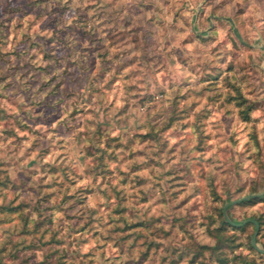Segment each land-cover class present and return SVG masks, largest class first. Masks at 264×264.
<instances>
[{
    "label": "rangeland",
    "instance_id": "1",
    "mask_svg": "<svg viewBox=\"0 0 264 264\" xmlns=\"http://www.w3.org/2000/svg\"><path fill=\"white\" fill-rule=\"evenodd\" d=\"M0 264H264V0H0Z\"/></svg>",
    "mask_w": 264,
    "mask_h": 264
},
{
    "label": "trees",
    "instance_id": "2",
    "mask_svg": "<svg viewBox=\"0 0 264 264\" xmlns=\"http://www.w3.org/2000/svg\"><path fill=\"white\" fill-rule=\"evenodd\" d=\"M252 198H254V195H253V194H252V195H247V196L241 198V201H242V202H245V201H248V200H250V199H252ZM255 199H257V197H256ZM12 209H16V208H12ZM222 215H223V217H222V219H221L220 224L217 226L216 230H218V231H220V230H224V229L226 228V226H231V227H233V228H237V225H235L233 221H231L230 219H228V217H226L224 213H223ZM27 222H28V220H26V223H27ZM252 222H253L256 226H257V225L259 226V223H260V222H259L258 220H253Z\"/></svg>",
    "mask_w": 264,
    "mask_h": 264
},
{
    "label": "water",
    "instance_id": "3",
    "mask_svg": "<svg viewBox=\"0 0 264 264\" xmlns=\"http://www.w3.org/2000/svg\"><path fill=\"white\" fill-rule=\"evenodd\" d=\"M253 243H254V239H253Z\"/></svg>",
    "mask_w": 264,
    "mask_h": 264
}]
</instances>
